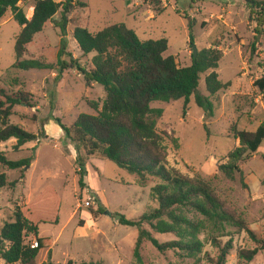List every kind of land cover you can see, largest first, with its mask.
I'll return each mask as SVG.
<instances>
[{"label": "rangeland", "instance_id": "1", "mask_svg": "<svg viewBox=\"0 0 264 264\" xmlns=\"http://www.w3.org/2000/svg\"><path fill=\"white\" fill-rule=\"evenodd\" d=\"M34 3L35 0L21 3L28 18L33 15ZM159 8H164L161 14L156 12ZM259 13L251 14L245 0H151L140 5L129 0H75L67 13V50L86 68L93 66L94 53L84 55L81 51L74 37L77 26L95 33L125 23L142 39L167 37L165 55L175 56L181 67L193 61L191 34L198 50H222L223 58L216 71L222 82L230 81L231 85L210 96L205 83L210 71L201 74L199 83V90L214 103L213 117H205L194 95L186 109L184 98L157 101L152 106L164 110L157 128L169 135L165 142L168 165L185 175L210 181L228 208L252 231L251 234L238 225H229L232 236H218L222 246L233 239L226 264H246L239 259L238 251L259 246L261 243L256 240L264 243V141L258 152L241 163L244 182L238 174L233 180L218 171V165L227 162L226 155L239 146L233 127L253 132L264 123V93L254 84L264 75V32L259 36L257 51H252ZM61 18L60 9L27 45L23 59L57 63L61 45L57 22ZM258 27L264 29V25ZM20 30L21 25L8 10L0 20V88L33 95L35 106H15L9 121L38 137L19 149L15 148V138L0 144V152L9 160L32 157L29 166L18 169L0 163V174H6L8 183L15 182L13 187L8 184L0 188V229L6 221L14 220L17 211L23 212L38 227L37 234L26 231L27 244L34 245L37 237L51 239L50 246L40 251L37 264H194V259L185 257L180 250L162 252L148 240L141 247L143 263L136 260L134 247L139 229L120 224L114 213L138 219L158 207L151 189L160 180H143L107 159L91 156L86 160L87 174L81 186L74 143L54 119L71 126L80 113L95 114L89 102L101 105L106 92L103 86L87 82L77 68L65 70L56 84V69L16 68L15 43ZM51 90H56L53 110ZM88 196L94 200L86 206ZM98 198L106 208L104 213L98 212ZM143 226L162 243L177 238L173 233L154 232L146 223ZM201 238L205 242L202 263L215 264L219 248L207 232ZM0 264L6 263L1 260ZM248 264H264V249Z\"/></svg>", "mask_w": 264, "mask_h": 264}, {"label": "trees", "instance_id": "2", "mask_svg": "<svg viewBox=\"0 0 264 264\" xmlns=\"http://www.w3.org/2000/svg\"><path fill=\"white\" fill-rule=\"evenodd\" d=\"M28 0H0V20L11 10L15 20L21 25L16 38V62L14 66L21 70L53 71L58 73L53 83L56 84L65 70L77 68L83 73L87 82H95L103 86L106 98L101 105L97 101L89 104L96 113H80L71 126L57 124L63 129L67 138L73 143L77 153L76 163L79 167L80 184L84 185L87 174L86 160L91 156L107 159L130 173L139 175L143 180L157 178L160 183L151 189V196L159 206L143 213L138 219H129L122 213H114L120 224L139 229V235L134 247V256L143 263L141 254L142 243L151 241L160 251L180 250L185 257L194 259V264H203L202 252L205 246L201 238L207 232L212 243L220 252L215 264H226L227 256L233 248L230 238L223 246L218 236H232L229 225H238L240 230L248 229L246 223L236 212L228 208L225 201L215 192L210 181L202 177H191L181 173L175 167H170L167 160V132L157 128L158 119L164 110L152 106L153 102H170L181 98L187 104L191 96L205 113V117L215 114L214 103L210 96L215 95L231 82H222L216 69L223 58V52L218 48H203L192 64L179 66L175 56L165 55L169 47L167 37L159 39H142L138 33L125 23H117L105 27L98 32L77 26L74 37L84 55L94 53L92 67H84L78 58L67 50V13L75 0H35L34 12L28 18L21 3ZM250 13L264 11V1L245 0ZM62 10V18L57 22L61 30V45L57 63H49L39 59H23L27 45L35 35L41 32L48 21ZM164 8L157 9L161 14ZM256 35L252 42V51H257L259 36L264 29V13H259ZM192 28V23L190 24ZM194 45L193 35L189 40ZM69 56L70 59H67ZM264 67V64H262ZM210 71V72H209ZM209 72L205 78L206 88L210 96L199 90L201 74ZM264 93V75L254 82ZM51 109L55 108L56 90L50 91ZM23 105L34 107L33 95L27 91L7 92L0 88V144L12 138L17 140L15 148L19 149L33 141L38 135L31 133L19 125L9 121L14 107ZM239 146L227 155V162L218 165L227 178L235 179L237 174L244 182V170L241 163L258 152L264 141V123L256 131L232 129ZM174 142L177 139H173ZM32 157L20 160H9L0 152V163L10 169L29 166ZM8 183L5 173L0 174V188ZM246 186V185H245ZM98 212L104 213L106 208L98 198ZM13 221H6L0 229V257L6 264H37L40 251L48 248L51 239L47 236L37 237L38 246L25 242L26 231L38 233V227L33 225L26 215L17 211ZM148 224L154 232L173 233L176 239L160 242L153 233L143 225ZM254 249H240L238 257L246 264L251 262L264 243ZM82 264H101L83 262Z\"/></svg>", "mask_w": 264, "mask_h": 264}, {"label": "built area", "instance_id": "3", "mask_svg": "<svg viewBox=\"0 0 264 264\" xmlns=\"http://www.w3.org/2000/svg\"><path fill=\"white\" fill-rule=\"evenodd\" d=\"M129 1L133 2L135 5H140V4H142L143 2H145V1H151V0H129ZM157 1H161V3L166 2V0H157ZM93 200H94L93 197L88 196V197H87V200L85 201V205H86V206H89L91 203H93ZM34 246H35V247L38 246V242H37V241H35Z\"/></svg>", "mask_w": 264, "mask_h": 264}, {"label": "water", "instance_id": "4", "mask_svg": "<svg viewBox=\"0 0 264 264\" xmlns=\"http://www.w3.org/2000/svg\"><path fill=\"white\" fill-rule=\"evenodd\" d=\"M198 48L196 47V45L194 44L193 45V54H194V56L196 57L197 55H198Z\"/></svg>", "mask_w": 264, "mask_h": 264}, {"label": "crops", "instance_id": "5", "mask_svg": "<svg viewBox=\"0 0 264 264\" xmlns=\"http://www.w3.org/2000/svg\"><path fill=\"white\" fill-rule=\"evenodd\" d=\"M151 17H154V13H153V15H152ZM13 18H14V17H13ZM1 260H3V259L0 257V261H1ZM3 261H4V260H3Z\"/></svg>", "mask_w": 264, "mask_h": 264}]
</instances>
